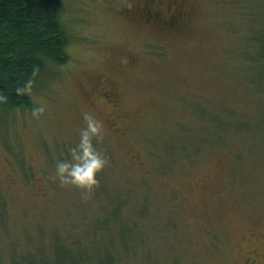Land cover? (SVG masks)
Returning <instances> with one entry per match:
<instances>
[{
	"label": "rangeland",
	"instance_id": "374dc122",
	"mask_svg": "<svg viewBox=\"0 0 264 264\" xmlns=\"http://www.w3.org/2000/svg\"><path fill=\"white\" fill-rule=\"evenodd\" d=\"M149 1L64 0L69 60L36 79L32 108L0 110L2 264H264V67L244 63L264 13L154 1L161 22L183 12L170 28ZM85 112L107 161L88 193L52 178Z\"/></svg>",
	"mask_w": 264,
	"mask_h": 264
},
{
	"label": "trees",
	"instance_id": "16d2710c",
	"mask_svg": "<svg viewBox=\"0 0 264 264\" xmlns=\"http://www.w3.org/2000/svg\"><path fill=\"white\" fill-rule=\"evenodd\" d=\"M63 1L0 0V95L7 97L6 100H0V110L5 114L10 115V111L20 108H32L30 92L36 79L49 67L63 66L69 60L67 46L70 35L59 14L65 7ZM152 1L158 0L150 2ZM248 1L253 10L250 12L251 16L264 13V0H259V4L255 3V0ZM250 2L254 7H251ZM259 18L264 19V16L260 15ZM261 29L263 30H250L253 35L252 41L249 37V46L253 53H248L244 59V63L257 68L264 67L263 44L254 33L255 30H260L259 34L264 39ZM263 83L257 87L252 82L254 90L264 89ZM26 87V91L17 92V88ZM258 96L263 97V105L264 92L258 93ZM1 210L0 206V212ZM107 222L103 220L100 223L107 225ZM118 224L119 221L115 226ZM36 253H39L38 258L26 253L19 257L9 256V259L16 258L20 264H48V257H43L44 252L37 250ZM75 261L78 262L77 259Z\"/></svg>",
	"mask_w": 264,
	"mask_h": 264
},
{
	"label": "clouds",
	"instance_id": "9594fccd",
	"mask_svg": "<svg viewBox=\"0 0 264 264\" xmlns=\"http://www.w3.org/2000/svg\"><path fill=\"white\" fill-rule=\"evenodd\" d=\"M26 88H17V92L26 91ZM7 97L0 95V100H6ZM33 114L38 115L44 111V106L33 108ZM86 127L80 131V141L76 147L70 149L71 159L59 160L56 163L55 175L61 183L72 184L91 192L99 183L97 173L103 169L106 159L98 152L93 145V136L99 138L102 135L103 121L90 113H84Z\"/></svg>",
	"mask_w": 264,
	"mask_h": 264
},
{
	"label": "flooded vegetation",
	"instance_id": "af4514ba",
	"mask_svg": "<svg viewBox=\"0 0 264 264\" xmlns=\"http://www.w3.org/2000/svg\"><path fill=\"white\" fill-rule=\"evenodd\" d=\"M154 1L152 2H148V17L151 18V19H156V22L157 20L160 22V24L162 25H167V26H170V28H173L174 25L178 22V20H180L181 17H183V12L182 13H176L174 16L171 17L170 20H167V21H162L161 19V14L160 12H158L154 7H153V3ZM103 97L107 100V101H110V103H112V105L114 106V103H113V100L111 98V95L110 94H103Z\"/></svg>",
	"mask_w": 264,
	"mask_h": 264
},
{
	"label": "bare ground",
	"instance_id": "6f19581e",
	"mask_svg": "<svg viewBox=\"0 0 264 264\" xmlns=\"http://www.w3.org/2000/svg\"><path fill=\"white\" fill-rule=\"evenodd\" d=\"M170 158V157H169Z\"/></svg>",
	"mask_w": 264,
	"mask_h": 264
}]
</instances>
